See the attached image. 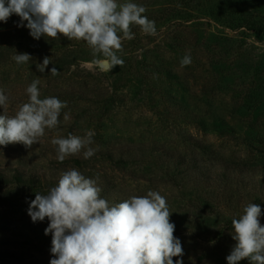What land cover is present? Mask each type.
<instances>
[{
    "label": "rangeland",
    "instance_id": "rangeland-1",
    "mask_svg": "<svg viewBox=\"0 0 264 264\" xmlns=\"http://www.w3.org/2000/svg\"><path fill=\"white\" fill-rule=\"evenodd\" d=\"M132 2L146 8L157 35L132 26L137 35L118 53L124 65L107 72L84 41L34 39L15 14L0 21L6 114L27 102L26 88L37 79L41 98L67 102L40 143L0 146V264H50L52 245L33 236L28 208L70 169L98 177L110 204L150 190L164 196L183 248L174 262L227 264L233 231L222 242L214 237L249 203L260 206L264 226V0ZM236 11L245 16L240 22L231 17ZM22 53L31 60L18 65L12 57ZM186 54L192 62L181 67ZM45 57L52 63L41 73ZM89 130L95 155L59 162L51 140ZM224 170L226 179L218 173ZM35 223L40 229L49 221Z\"/></svg>",
    "mask_w": 264,
    "mask_h": 264
},
{
    "label": "clouds",
    "instance_id": "clouds-1",
    "mask_svg": "<svg viewBox=\"0 0 264 264\" xmlns=\"http://www.w3.org/2000/svg\"><path fill=\"white\" fill-rule=\"evenodd\" d=\"M146 8L125 0H0V21L7 23L11 15L20 17L17 27L26 26L30 35L55 39L62 35L68 40L84 41L94 57L93 63L101 71L123 66L118 53L123 42L134 39L132 26L142 34L157 35L155 21L143 15ZM27 22L26 25L24 22ZM13 60L26 64L27 53L16 54ZM192 62L186 54L180 60L185 67ZM52 63L45 57L37 65L41 73ZM53 67L50 74L58 75ZM34 80L27 88V102L21 104L14 116L6 114L9 98L0 89V146L21 143L26 148L40 143L46 130H54L60 123L66 101L56 97L41 98ZM68 114H64L67 120ZM91 130L81 136L69 134L55 137L56 158L63 162L70 156L83 153L90 159L97 149ZM97 178H87L80 171L70 169L61 173L58 183L46 194L36 192L28 215L32 222L49 221L45 235L51 233L52 259L50 264H183V248L174 236L175 225L170 222L171 212L166 198L158 191L145 196H131L122 202L110 204L101 197ZM261 208L255 203L244 207L239 218L232 219V238L235 241L227 264H264V226L260 222Z\"/></svg>",
    "mask_w": 264,
    "mask_h": 264
},
{
    "label": "trees",
    "instance_id": "trees-1",
    "mask_svg": "<svg viewBox=\"0 0 264 264\" xmlns=\"http://www.w3.org/2000/svg\"><path fill=\"white\" fill-rule=\"evenodd\" d=\"M233 10L230 11V13L232 12ZM232 19L234 22H240L245 16L239 12V11H236L232 16ZM134 35L136 36L137 34L134 33ZM194 166H196V163H194ZM197 167V166H196ZM219 175L221 177H224V179L228 178V171L227 170H224V171H221V172H218ZM0 176H1V173H0ZM218 175H216V179H218L219 177H217ZM221 179V178H219ZM233 218H239V216H232L231 218H229L227 221H226V227L222 228L221 230H219L215 237H214V240L216 241H224L226 236H227V230H231L233 231V227H232V219ZM29 228L31 229V231L33 232V236L35 238H38L40 241H44V242H48V243H51L52 241V236H50L49 234L48 235H45V229L44 227L38 229V227L36 226V223H34L32 226L29 225Z\"/></svg>",
    "mask_w": 264,
    "mask_h": 264
}]
</instances>
